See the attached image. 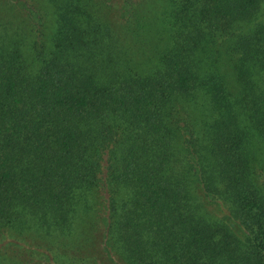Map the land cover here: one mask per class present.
Segmentation results:
<instances>
[{"label":"trees","instance_id":"trees-1","mask_svg":"<svg viewBox=\"0 0 264 264\" xmlns=\"http://www.w3.org/2000/svg\"><path fill=\"white\" fill-rule=\"evenodd\" d=\"M0 264H264V0H0Z\"/></svg>","mask_w":264,"mask_h":264}]
</instances>
